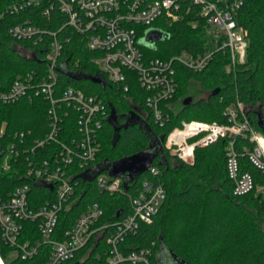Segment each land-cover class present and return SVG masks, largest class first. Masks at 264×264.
I'll return each mask as SVG.
<instances>
[{"label": "trees", "instance_id": "1", "mask_svg": "<svg viewBox=\"0 0 264 264\" xmlns=\"http://www.w3.org/2000/svg\"><path fill=\"white\" fill-rule=\"evenodd\" d=\"M208 1L226 9L233 0ZM9 2L0 0V14ZM188 8L184 5L180 22L163 27L168 39L160 41L157 50H146L148 55L168 60L183 51L204 53L216 50L217 44L225 37L218 28L200 17V7L191 6L189 13ZM42 16L40 10L31 9L20 17L0 21V91H9L16 80L29 74L36 72L41 77L47 73L45 55L50 38L46 37L44 43L35 46L32 42L14 40L9 35L11 26L30 18L37 26L56 33L57 38L65 42L62 65L57 69L59 88L75 87L88 96L99 97L109 111L99 135L101 149L96 161L85 170L75 168V196L60 214L54 239L63 240L79 217L95 204L103 210L97 227L115 226L131 214V200L140 193L145 182H150L164 186L166 199L153 222L142 224L136 234L122 243V253L148 250L152 264H165L167 259L171 260L170 264H264V230L257 221L264 218V192L256 189L247 196L234 195V183L227 170L228 140L197 148L193 165L183 163L166 148L168 135L183 121L225 124L226 109L238 101L245 104L251 125L264 133L260 127L261 120L264 121V0H245L244 6L235 14L237 23L248 33L245 63L228 72L229 55L217 52L210 66L201 73L177 66L178 91L169 104H163L171 115V121L164 127L155 123L153 112L146 106L151 94L141 87L137 77L127 72V92L110 83L101 69L92 64L93 54L82 35L70 27L62 29L65 16L57 11L51 18ZM71 73L100 77L103 84L75 79ZM194 83L208 94L207 97L194 98ZM189 97L193 101L185 105ZM48 108L49 103L40 97L32 101L22 99L1 110L0 132H5L0 140L1 198L8 199L17 188L29 185L31 207L39 208L53 200L54 192L28 177L32 158L50 160L55 147L57 149L54 144L36 148V142L43 140L50 131ZM113 111L116 117L110 120ZM68 116L61 137L64 141L69 140L70 133L73 137L79 134L77 115L70 113ZM129 120L133 124L124 127ZM237 143L239 150L244 145L250 148L254 145L249 139L242 138ZM152 146V152H157L152 168L158 174L148 171L126 183L123 178L112 177L105 170L106 166L121 159L148 152ZM9 147L10 150L13 147L21 149V153L11 157L10 167L6 169ZM240 164L243 172L252 174L256 186H264L262 172L246 156L240 157ZM102 173L120 179L121 191L101 190L97 179ZM246 206L254 209L257 217ZM110 232L111 228L96 234L88 246L66 264L105 263L111 250L107 242ZM41 239L37 223L28 221L23 224L20 243ZM50 250L46 248L33 260H22L16 248L5 244L0 231V256L6 264H45Z\"/></svg>", "mask_w": 264, "mask_h": 264}, {"label": "built area", "instance_id": "2", "mask_svg": "<svg viewBox=\"0 0 264 264\" xmlns=\"http://www.w3.org/2000/svg\"><path fill=\"white\" fill-rule=\"evenodd\" d=\"M244 3L245 0H233L226 9H222L208 0H10L0 14V21L7 17H20L31 9L40 10L43 18H51L55 11L65 16L66 22L62 29L70 27L82 35L93 54L92 64L101 69L110 83L127 92V72L137 77L141 87L151 94L146 106L153 112L155 123L164 127L171 121V115L163 108V104L172 101L178 91L177 66L201 73L210 66L217 52L229 55L228 72L245 63L248 33L235 19V14ZM184 5L189 7L188 13L191 6L200 7V17L218 28L225 39L217 44L215 51H183L168 60L152 58L146 50H157V44L168 39L163 27L183 19ZM152 30L154 32L150 33ZM9 35L14 40L32 42L35 46L44 43L45 38L49 37L45 55L48 70L41 77L36 72L29 74L16 80L9 91H0V112L4 106L22 99L32 101L43 97L49 103L50 131L43 140L36 142V148L54 144L57 149L55 147L56 151L50 160L32 158L28 172V177L34 182L54 192L52 201H47L39 208L31 207L29 185L17 188L8 199L0 197L3 241L11 248H16L22 260H33L41 251L50 248L49 259L45 264H66L88 246L96 234L111 228L107 240L111 247L110 255L102 264H152L150 251L124 254L121 245L129 236L136 234L142 224H151L159 213L167 195L166 189L160 184L145 182L140 193L131 200V214L115 226L97 227L103 210L95 204L79 217L63 240L54 239L60 214L75 196V168L85 170L96 161L101 149L99 135L109 111L99 97L88 96L75 87L59 88L57 69L62 65L65 42L57 38L56 33L42 29L27 18L11 26ZM148 41H155L156 46L148 47ZM28 55L34 56L31 52ZM246 111L245 104L238 101L226 109L225 124L183 121L168 135L166 148L183 163L193 165L197 148H205L226 139L227 170L229 179L234 183V195L247 196L256 189L264 192V186H256L252 174L243 172L240 164V157L246 156L264 176V133L251 125ZM70 113L77 115L79 134L73 137L70 133L69 140L64 141L61 137ZM4 134L2 130L0 140ZM239 138L249 139L253 147L244 145L239 150ZM9 152L5 159L6 169L10 167L11 157L19 156L21 149L13 147ZM150 171L158 174L155 168L151 167ZM97 181L101 190L110 193L121 191L120 179H107L99 175ZM28 221L38 224L42 239L22 244L20 237L23 224ZM0 264H6L1 256Z\"/></svg>", "mask_w": 264, "mask_h": 264}, {"label": "water", "instance_id": "3", "mask_svg": "<svg viewBox=\"0 0 264 264\" xmlns=\"http://www.w3.org/2000/svg\"><path fill=\"white\" fill-rule=\"evenodd\" d=\"M154 32L153 30L150 31V33ZM71 77L75 79H88L93 81L94 83L103 84V80L100 77L90 76V75H83V74H72ZM193 99L189 97L185 101V105L191 104ZM116 113L115 111L112 112L110 116V120H115ZM262 118V117H261ZM133 124L130 120L127 122V124L124 125V127H127L128 125ZM260 127L264 131V121L261 120ZM153 146L150 148L148 152H141L138 154H135L131 157H127L124 159H121L115 163H112L105 167V170L109 171L110 176L112 177H120L125 180L127 183L128 181L132 180L134 177L143 175L150 171L152 164L157 157V152H152ZM176 259V258H175ZM80 264V263H75ZM183 264V263H180Z\"/></svg>", "mask_w": 264, "mask_h": 264}, {"label": "rangeland", "instance_id": "4", "mask_svg": "<svg viewBox=\"0 0 264 264\" xmlns=\"http://www.w3.org/2000/svg\"><path fill=\"white\" fill-rule=\"evenodd\" d=\"M147 46L150 47V48H154L156 45H155V41H148L147 42ZM192 92H193V95H194V98L195 99H202V98H205L207 97V93H205L197 83H194L192 85ZM101 175H103L104 177H106L107 179L110 178V176L107 174V173H102ZM259 192V189L257 190ZM247 210L252 213L255 217H257L256 215V211L254 209H252L251 207H248L246 206ZM257 219V218H256ZM260 227L264 230V218L260 219V220H257ZM171 263V260L170 259H167L165 261V264H170Z\"/></svg>", "mask_w": 264, "mask_h": 264}]
</instances>
